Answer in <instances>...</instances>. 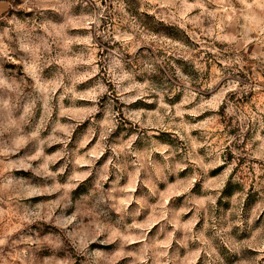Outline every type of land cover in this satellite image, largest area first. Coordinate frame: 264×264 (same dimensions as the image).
<instances>
[{"label": "clouds", "instance_id": "obj_1", "mask_svg": "<svg viewBox=\"0 0 264 264\" xmlns=\"http://www.w3.org/2000/svg\"><path fill=\"white\" fill-rule=\"evenodd\" d=\"M3 6L0 264H264V0Z\"/></svg>", "mask_w": 264, "mask_h": 264}, {"label": "rangeland", "instance_id": "obj_2", "mask_svg": "<svg viewBox=\"0 0 264 264\" xmlns=\"http://www.w3.org/2000/svg\"><path fill=\"white\" fill-rule=\"evenodd\" d=\"M0 2H3V0H0ZM105 2L107 3V0H105ZM5 10V9H4ZM3 10V11H4ZM2 12V11H1ZM250 71V70H249ZM234 127V126H233ZM78 134V133H77ZM242 167V165H241ZM240 169L238 168L237 171H239ZM218 171L220 170H213L212 174L215 175ZM237 187H240L239 183L233 184V183H229L227 188L224 190L225 195L230 194L232 191H234ZM194 192H200L201 189L199 187H196L193 189ZM262 198H264V189L259 188L257 186V184L255 183V181H253V183L249 186V190H248V199H247V205L249 206V208L253 205H255L256 203H258ZM221 205L227 204L228 202L225 201L224 199H221L220 201ZM259 222L264 223V213H261L259 215ZM222 253L225 257L226 260V264H234L235 259L237 257L233 256L232 254L228 253L226 250L222 249Z\"/></svg>", "mask_w": 264, "mask_h": 264}, {"label": "crops", "instance_id": "obj_3", "mask_svg": "<svg viewBox=\"0 0 264 264\" xmlns=\"http://www.w3.org/2000/svg\"><path fill=\"white\" fill-rule=\"evenodd\" d=\"M4 10L3 2H0V12Z\"/></svg>", "mask_w": 264, "mask_h": 264}]
</instances>
